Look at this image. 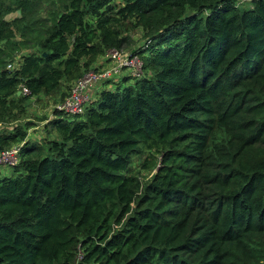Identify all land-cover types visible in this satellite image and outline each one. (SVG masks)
I'll list each match as a JSON object with an SVG mask.
<instances>
[{
  "label": "trees",
  "instance_id": "obj_1",
  "mask_svg": "<svg viewBox=\"0 0 264 264\" xmlns=\"http://www.w3.org/2000/svg\"><path fill=\"white\" fill-rule=\"evenodd\" d=\"M238 1L0 0V123L120 50L126 22L147 38L141 76L54 110L55 137L0 132L23 141L0 264H264V0Z\"/></svg>",
  "mask_w": 264,
  "mask_h": 264
},
{
  "label": "rangeland",
  "instance_id": "obj_2",
  "mask_svg": "<svg viewBox=\"0 0 264 264\" xmlns=\"http://www.w3.org/2000/svg\"><path fill=\"white\" fill-rule=\"evenodd\" d=\"M249 2L250 0H247L242 6H240V8L249 9L251 7V4ZM18 16L19 12H16L8 15L6 19L11 21L13 20V18ZM121 35L127 38L126 43L120 50H118V52L123 56H128L134 53L138 48H141L144 45L147 39L140 28H136L129 22L123 24L121 28ZM27 52L28 51L26 50H22L20 51L18 56H22ZM18 56L14 58L13 63H16L20 59ZM114 67L115 64L113 63V61L111 59H108L106 56H103L99 57L98 60H96V62L90 67L89 71L96 75L101 70H110ZM141 72L142 69L140 71V68H137V66L132 67V69L123 68L119 70V73L115 79L108 81L101 86H95L93 89L89 86L86 89L87 95L89 97V101L87 103L92 104L93 101H95V99L99 96V92L101 91V89H115L116 82L124 79V77L130 79H127V81L124 80L125 82H121L119 86L122 88L132 85L131 78L134 76H138ZM71 84L63 83V86L53 94L39 95L32 99H27L26 103L20 106L21 111L18 108L12 109L11 114L7 117H4L3 121L1 122L3 125L1 130L12 132L15 126H19L23 129L27 136V139L30 142H41L42 144H44L46 140L56 136V132L54 130H51L50 126L48 125V121L56 114L54 112L56 105L63 103V101L67 99L66 97L70 93ZM42 139H44V141H39ZM22 143L23 141H21V139H17L11 145H21ZM141 162L142 157H134L132 159L131 171L137 174L142 182H147L155 173V168L153 167L142 169L140 168ZM12 172L13 168L11 167L0 168V176L9 175Z\"/></svg>",
  "mask_w": 264,
  "mask_h": 264
},
{
  "label": "built area",
  "instance_id": "obj_3",
  "mask_svg": "<svg viewBox=\"0 0 264 264\" xmlns=\"http://www.w3.org/2000/svg\"><path fill=\"white\" fill-rule=\"evenodd\" d=\"M247 0H239L238 5H243ZM108 59H111L115 64V67L110 70H101L98 74L88 72L82 78L74 82L70 89L67 99L56 105L55 111L61 112L62 114H67L70 116H79L84 112L89 97L87 95L86 89L94 88L97 85H103L104 83L115 79L119 73L120 69L132 67L140 68L141 71V61L137 56H123L118 50H111L105 55ZM140 61V62H139ZM8 69L12 68L9 64ZM142 72L138 75L141 76ZM137 77V76H136ZM89 88V89H90ZM23 94H28L25 88H22ZM3 125L0 123V131ZM20 145L14 144L5 147L0 150V168L1 167H12L19 163L20 161Z\"/></svg>",
  "mask_w": 264,
  "mask_h": 264
},
{
  "label": "clouds",
  "instance_id": "obj_4",
  "mask_svg": "<svg viewBox=\"0 0 264 264\" xmlns=\"http://www.w3.org/2000/svg\"><path fill=\"white\" fill-rule=\"evenodd\" d=\"M105 57V56H104ZM20 93V92H19ZM2 124V123H1ZM0 132H2V130L0 131ZM9 146H11V145H9ZM6 147H8V146H6ZM5 148V147H4ZM20 150H21V145H20ZM20 157H21V152H20ZM14 166H12L11 168H13Z\"/></svg>",
  "mask_w": 264,
  "mask_h": 264
},
{
  "label": "crops",
  "instance_id": "obj_5",
  "mask_svg": "<svg viewBox=\"0 0 264 264\" xmlns=\"http://www.w3.org/2000/svg\"><path fill=\"white\" fill-rule=\"evenodd\" d=\"M98 60V59H97ZM97 86H101V85H97ZM100 88V87H99ZM55 137V136H54ZM9 175H11V174H9Z\"/></svg>",
  "mask_w": 264,
  "mask_h": 264
},
{
  "label": "water",
  "instance_id": "obj_6",
  "mask_svg": "<svg viewBox=\"0 0 264 264\" xmlns=\"http://www.w3.org/2000/svg\"><path fill=\"white\" fill-rule=\"evenodd\" d=\"M18 95H20V93L18 92Z\"/></svg>",
  "mask_w": 264,
  "mask_h": 264
}]
</instances>
